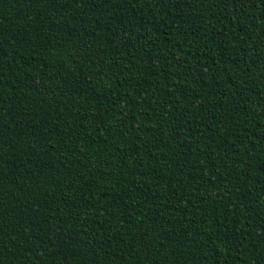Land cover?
I'll return each mask as SVG.
<instances>
[{
	"label": "trees",
	"instance_id": "16d2710c",
	"mask_svg": "<svg viewBox=\"0 0 264 264\" xmlns=\"http://www.w3.org/2000/svg\"><path fill=\"white\" fill-rule=\"evenodd\" d=\"M0 264H264V0H0Z\"/></svg>",
	"mask_w": 264,
	"mask_h": 264
}]
</instances>
